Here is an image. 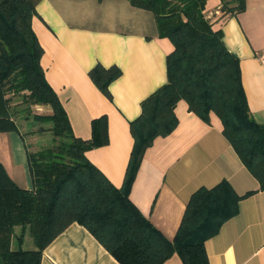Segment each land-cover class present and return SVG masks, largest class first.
Returning <instances> with one entry per match:
<instances>
[{
    "label": "trees",
    "instance_id": "obj_1",
    "mask_svg": "<svg viewBox=\"0 0 264 264\" xmlns=\"http://www.w3.org/2000/svg\"><path fill=\"white\" fill-rule=\"evenodd\" d=\"M128 1L154 14L159 35L168 38L174 50L168 56V82L142 103V115L131 123L135 145L125 186L118 189L86 157L88 151L109 144L107 117L92 122L90 140L74 135L40 63L44 50L32 26L37 15L34 1L0 0V133L18 131L15 117L26 110L15 106L22 97V104L30 108L24 118L38 123L29 133L49 131L53 136L46 147L29 152L32 191L12 181L0 163V264H41L43 251L73 223L87 228L121 264H164L174 254L183 264H210L206 241L255 192L239 196L227 181L199 189L173 241L154 228L128 198L146 150L156 138L176 129L174 110L181 100L207 123L211 113L217 114L224 136L264 190V124L250 114L239 59L226 48L222 32L215 31L206 18L208 0ZM222 2L223 10L232 14L245 8V0ZM120 74L118 68L97 67L90 76L110 96L108 86ZM40 105L52 112L33 115L32 107ZM17 227L22 229L19 237ZM27 230L34 250L22 249ZM15 240L17 249L12 248Z\"/></svg>",
    "mask_w": 264,
    "mask_h": 264
},
{
    "label": "crops",
    "instance_id": "obj_2",
    "mask_svg": "<svg viewBox=\"0 0 264 264\" xmlns=\"http://www.w3.org/2000/svg\"><path fill=\"white\" fill-rule=\"evenodd\" d=\"M32 1L37 10L32 26L44 50L40 63L46 80L77 138L90 140L92 122L107 117L109 144L88 151L86 157L116 188L123 189L135 145L131 123L142 115V103L168 82V56L174 45L159 35L151 11L134 7L128 0ZM222 7V0H208L206 18L215 31L222 32L226 48L239 59L250 114L264 124V0H245L244 10L234 14ZM97 67L121 72L108 86L110 96L90 76ZM36 107L52 112L49 106ZM174 111L178 125L146 150L129 188L130 202L173 241L199 189L227 181L239 196L255 192L239 203V213L205 246L210 264H264V190L260 183L224 136L216 113L210 114L207 123L185 100ZM27 121L25 125L16 122L18 131L0 133V163L12 181L32 191L29 152L48 144L38 147L40 133H31L34 143L29 144L24 130L38 127L33 119ZM20 232L17 227L16 237ZM26 246L34 250L27 240L22 249ZM12 248L17 249L18 243ZM41 264L121 263L87 228L73 223L43 251ZM164 264L183 262L174 254Z\"/></svg>",
    "mask_w": 264,
    "mask_h": 264
},
{
    "label": "rangeland",
    "instance_id": "obj_3",
    "mask_svg": "<svg viewBox=\"0 0 264 264\" xmlns=\"http://www.w3.org/2000/svg\"><path fill=\"white\" fill-rule=\"evenodd\" d=\"M18 99V101H16V102H20V103H18L19 105H17V106H15L16 108H18V109H20V110H23V111H25L24 113H17V116L15 117V120H16V122H18V123H20V124H24L25 125V123L26 122H28L27 121V119H25L24 117H25V115H27L26 113H27V111L28 110H30V108L28 107L29 105H25V104H22V97L21 98H17ZM29 108V109H28ZM33 115H36V114H49V112H48V110L47 109H43V110H38L37 109V107L36 106H33L32 107V112H31ZM24 114V115H23ZM33 117V116H32ZM31 117V118H32ZM30 120V119H29ZM34 120V119H33ZM31 122V121H30ZM32 123V122H31ZM36 123V125L38 124L37 122H35ZM34 123V124H35ZM35 125V126H36ZM42 126H44L45 127V125H42ZM46 126H48V125H46ZM23 128V127H22ZM49 128V127H48ZM24 129V128H23ZM32 130H35V129H32ZM49 131H45V132H43V133H40V135L38 136V138H37V143H39L38 144V147H41V146H44V145H46V144H49L51 141H52V138H53V136H52V134L49 132ZM24 136L26 137V139L29 141V144L30 145H32L33 143H34V141H32V136H31V134L29 133V131L28 130H24ZM22 230V229H21ZM28 234V235H27ZM19 236H21V232L19 233V235H18V237ZM26 236H29V238H31V239H26ZM14 240V239H13ZM26 240L28 241V242H30V247H32V248H36L35 246V243H34V240H33V238H32V236L30 235V233H29V231L27 230L26 231V233H25V238H24V241L26 242ZM29 240H31V241H29ZM15 242H18L17 240H15ZM25 242L23 243V247H24V244H25ZM29 243H27L26 245H28ZM27 248L29 247V246H26Z\"/></svg>",
    "mask_w": 264,
    "mask_h": 264
},
{
    "label": "built area",
    "instance_id": "obj_4",
    "mask_svg": "<svg viewBox=\"0 0 264 264\" xmlns=\"http://www.w3.org/2000/svg\"><path fill=\"white\" fill-rule=\"evenodd\" d=\"M261 63L264 66V56L261 58Z\"/></svg>",
    "mask_w": 264,
    "mask_h": 264
}]
</instances>
